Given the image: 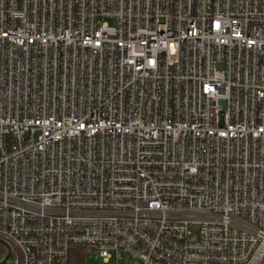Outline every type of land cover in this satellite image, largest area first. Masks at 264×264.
<instances>
[{
	"label": "built area",
	"instance_id": "built-area-1",
	"mask_svg": "<svg viewBox=\"0 0 264 264\" xmlns=\"http://www.w3.org/2000/svg\"><path fill=\"white\" fill-rule=\"evenodd\" d=\"M0 237L264 264V0H0Z\"/></svg>",
	"mask_w": 264,
	"mask_h": 264
},
{
	"label": "trees",
	"instance_id": "trees-1",
	"mask_svg": "<svg viewBox=\"0 0 264 264\" xmlns=\"http://www.w3.org/2000/svg\"><path fill=\"white\" fill-rule=\"evenodd\" d=\"M72 257L78 259L77 264H86V255L80 249H76ZM72 253V254H73ZM19 256L15 247L9 243L6 239L0 237V262L7 259V261L12 258Z\"/></svg>",
	"mask_w": 264,
	"mask_h": 264
},
{
	"label": "rangeland",
	"instance_id": "rangeland-1",
	"mask_svg": "<svg viewBox=\"0 0 264 264\" xmlns=\"http://www.w3.org/2000/svg\"><path fill=\"white\" fill-rule=\"evenodd\" d=\"M196 235H197V230L194 228V229L191 230L190 238L193 239V238L196 237ZM17 257L18 256L10 258L5 264H17ZM88 262H89V264H113V262L106 263V262H104V261H102L100 259L96 260L94 258L90 259Z\"/></svg>",
	"mask_w": 264,
	"mask_h": 264
},
{
	"label": "water",
	"instance_id": "water-1",
	"mask_svg": "<svg viewBox=\"0 0 264 264\" xmlns=\"http://www.w3.org/2000/svg\"><path fill=\"white\" fill-rule=\"evenodd\" d=\"M6 262H7V259H5L2 262H0V264H5Z\"/></svg>",
	"mask_w": 264,
	"mask_h": 264
}]
</instances>
